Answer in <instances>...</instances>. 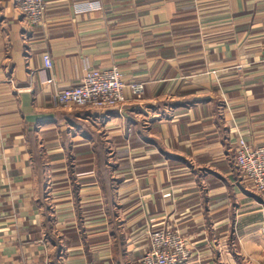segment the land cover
Segmentation results:
<instances>
[{
  "label": "crops",
  "instance_id": "1",
  "mask_svg": "<svg viewBox=\"0 0 264 264\" xmlns=\"http://www.w3.org/2000/svg\"><path fill=\"white\" fill-rule=\"evenodd\" d=\"M26 31L0 0V264H136L164 228L187 264H264L235 164L264 146V0H52ZM114 66L141 99L58 105Z\"/></svg>",
  "mask_w": 264,
  "mask_h": 264
},
{
  "label": "built area",
  "instance_id": "2",
  "mask_svg": "<svg viewBox=\"0 0 264 264\" xmlns=\"http://www.w3.org/2000/svg\"><path fill=\"white\" fill-rule=\"evenodd\" d=\"M52 0H19V9L28 31L41 29L46 21L47 7ZM45 68L52 67L49 56ZM126 91L134 100L143 97L142 84L127 85L118 67L92 70L82 81L57 94L58 105L64 108L109 109L127 102ZM235 164L239 174L249 183L264 207V146L253 147L243 137L236 143ZM264 235V228L262 230ZM188 240L173 228H164L149 235L148 247L136 264H187L190 259Z\"/></svg>",
  "mask_w": 264,
  "mask_h": 264
}]
</instances>
